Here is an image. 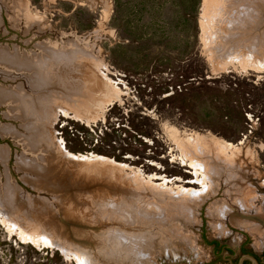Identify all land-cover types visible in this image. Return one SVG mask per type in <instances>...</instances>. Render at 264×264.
Here are the masks:
<instances>
[{
  "label": "rangeland",
  "instance_id": "rangeland-1",
  "mask_svg": "<svg viewBox=\"0 0 264 264\" xmlns=\"http://www.w3.org/2000/svg\"><path fill=\"white\" fill-rule=\"evenodd\" d=\"M3 48L52 59L0 66V264L262 254L264 0H0Z\"/></svg>",
  "mask_w": 264,
  "mask_h": 264
},
{
  "label": "bare ground",
  "instance_id": "bare-ground-1",
  "mask_svg": "<svg viewBox=\"0 0 264 264\" xmlns=\"http://www.w3.org/2000/svg\"><path fill=\"white\" fill-rule=\"evenodd\" d=\"M0 50H1L0 51V66L6 67V68H10V69H18V67H19V68H21V69H18L19 71L22 70V69H25L26 72H27V75H29V76H33L34 73L35 74L36 73L39 74L41 72V70H38L37 66H39V64H41L43 61L45 62L47 59H52V55H51L52 52L46 53L44 50H42L39 54L35 53L32 56L31 55L30 56H26V55L23 56L22 54L20 55L19 53H16V55L10 54L4 48H3V50L2 49H0ZM55 55H57V54L55 53ZM47 65H49V63H47ZM43 69H45V68L43 67ZM43 72H44V70L42 71V74H43ZM2 93H4V92H2ZM15 97H17L16 93H12L10 98H9L8 95H4V94L0 93V99H3V100L10 99L12 101V102H10V104L12 103L13 106H14L13 98H15ZM199 151H201V150H199ZM202 154H204V152ZM68 155L70 157L77 158L75 155H72L71 153H68ZM85 159H88V158H85ZM102 160H106V159L102 158ZM193 166H194V169L196 170L197 175H198L199 172H203V173H201L202 174V178L199 180L200 184L202 185V188L199 189V190L194 189V188H185V189L182 190V192L186 193L187 196H197L199 198L200 196H202L204 194H208L209 191L215 185V182H216L215 178H214L215 169H213L212 167L206 168L203 162L202 163L194 162ZM207 171L210 173V176L207 175V173H208ZM204 172H207V173L204 174ZM238 204H239V202H238ZM241 205L243 207H245L244 203H241ZM225 215H226V212L223 214V216H225ZM4 222H6V221L4 220ZM9 222H12V221H9ZM7 224H10V223H7ZM13 225L18 226L16 223H13ZM10 229H11V227H10ZM39 240L42 243H44L46 246L50 247V248H55L56 247L54 241L48 235L40 236ZM134 242H135V240H134ZM62 250H63V253L66 255L67 259L71 258L70 260L76 261L77 264H94L91 256L88 255L85 252H75V253H73L71 250H69L65 246L62 247Z\"/></svg>",
  "mask_w": 264,
  "mask_h": 264
},
{
  "label": "built area",
  "instance_id": "built-area-1",
  "mask_svg": "<svg viewBox=\"0 0 264 264\" xmlns=\"http://www.w3.org/2000/svg\"><path fill=\"white\" fill-rule=\"evenodd\" d=\"M108 73H109V71L107 72V69H105V71H104L103 74L105 75V77H106L107 79H109L110 82H112L113 85L117 86V88L119 87V89H120V86H121V85H124V84H123V83H124L123 77L121 76V77L119 78V77L115 76L117 79L114 80V78H110V77H109ZM124 87H125V85H124ZM252 117H253V116H252ZM250 121L252 122V120H250ZM251 127H252V126H251Z\"/></svg>",
  "mask_w": 264,
  "mask_h": 264
},
{
  "label": "flooded vegetation",
  "instance_id": "flooded-vegetation-1",
  "mask_svg": "<svg viewBox=\"0 0 264 264\" xmlns=\"http://www.w3.org/2000/svg\"><path fill=\"white\" fill-rule=\"evenodd\" d=\"M219 245H220V244H219ZM222 247H223V246H222ZM228 251H229V250H228ZM263 252H264V249H263ZM263 252H262L261 255H258V254H252V255H254V257L258 260V262H259L260 264H264ZM247 254H251V253L247 252ZM244 264H248V263H244Z\"/></svg>",
  "mask_w": 264,
  "mask_h": 264
},
{
  "label": "trees",
  "instance_id": "trees-1",
  "mask_svg": "<svg viewBox=\"0 0 264 264\" xmlns=\"http://www.w3.org/2000/svg\"><path fill=\"white\" fill-rule=\"evenodd\" d=\"M212 243H213V245H215L217 247L216 249H218V251L221 250V247L218 244V242H212ZM263 257H264V252H263Z\"/></svg>",
  "mask_w": 264,
  "mask_h": 264
},
{
  "label": "crops",
  "instance_id": "crops-1",
  "mask_svg": "<svg viewBox=\"0 0 264 264\" xmlns=\"http://www.w3.org/2000/svg\"><path fill=\"white\" fill-rule=\"evenodd\" d=\"M260 245H261V243H260ZM261 247V246H260ZM249 255H251V254H249ZM252 256V255H251ZM254 257V256H253ZM255 258V257H254ZM250 258H246V260H245V263H250ZM257 260V259H256ZM253 261V260H252ZM258 261V260H257ZM254 263V262H253ZM255 264V263H254ZM258 264H260L259 262H258Z\"/></svg>",
  "mask_w": 264,
  "mask_h": 264
},
{
  "label": "water",
  "instance_id": "water-1",
  "mask_svg": "<svg viewBox=\"0 0 264 264\" xmlns=\"http://www.w3.org/2000/svg\"><path fill=\"white\" fill-rule=\"evenodd\" d=\"M247 258H248V257H247ZM250 259L253 260V262H254L255 264H258V261L256 260V258H254V257L252 258V257H251Z\"/></svg>",
  "mask_w": 264,
  "mask_h": 264
}]
</instances>
